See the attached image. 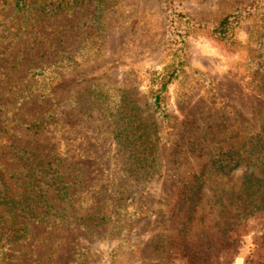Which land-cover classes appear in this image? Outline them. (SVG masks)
<instances>
[{"label":"rangeland","instance_id":"374dc122","mask_svg":"<svg viewBox=\"0 0 264 264\" xmlns=\"http://www.w3.org/2000/svg\"><path fill=\"white\" fill-rule=\"evenodd\" d=\"M256 1L102 0L98 9L90 2L34 20L12 8L3 13L13 47L0 56L1 168L16 191V178L29 173L22 151L54 163L72 204L69 221L32 223L0 264H210L189 248L192 231L183 233L172 215L179 188L216 148L264 127V47L249 43L253 20L226 42L211 33L222 17ZM34 60L58 61L49 98L24 99ZM178 61L163 102L169 117L158 119L157 164L149 174L134 172L136 147L117 136L125 127L120 105L138 106L148 118L150 84ZM48 112L54 116L45 129L25 125ZM214 182L232 185L238 173L206 180ZM212 197L205 190L203 206ZM239 232L219 264H264V213Z\"/></svg>","mask_w":264,"mask_h":264},{"label":"trees","instance_id":"16d2710c","mask_svg":"<svg viewBox=\"0 0 264 264\" xmlns=\"http://www.w3.org/2000/svg\"><path fill=\"white\" fill-rule=\"evenodd\" d=\"M90 2H95V9H98L102 0H0V50L3 52L0 56H6V51L13 47V43L6 45L13 33L4 22L3 13L7 9L12 8L22 15H35L32 18L34 20L40 16L53 17ZM247 20H253L249 30V43L259 50L264 47V0L225 15L211 29V33L220 42H226L233 36L236 28ZM186 22L190 25L189 19H186ZM189 27L201 28L200 25ZM181 44L183 48V39ZM34 62L36 66L32 65L27 75L32 89L29 91L30 95L24 99L49 98L54 82L52 66L58 61L52 64L40 63L38 60ZM180 64L181 61H178L177 66L166 70L159 81H156V85L150 84V109L153 111L147 113L148 118L140 114L143 110L138 106L129 107L126 102L120 105V114L117 116L123 115L125 127L117 136L124 133V139L121 141L123 147H136L132 165L134 172L143 171L149 174L157 164V145L161 133L158 119L164 121L169 117L163 107L164 96L168 85L176 79ZM93 98L96 106L100 108L101 99ZM46 114L45 117L34 119L25 125L35 132L45 129L54 116L52 112ZM147 120H150V123ZM22 152L20 158L25 160L24 164L29 173L24 174L23 178H16L20 183L19 190H12L0 164V254L3 256L16 251L18 244L28 235L32 223L51 219L63 222L71 218L68 210L72 197L69 195L63 173L54 163L36 161L35 158L30 160L29 152ZM232 172L238 173V182L232 185L206 183L214 174L228 176ZM189 178L178 190L172 216L182 224L183 233L192 231L189 248L210 264H219L220 252L231 244L233 234H239L241 227L251 217L264 213V127L248 133L239 145L216 148L211 157L202 162ZM207 189L213 191V197L212 203L205 207L202 201ZM53 194L56 199L52 197ZM55 200H59L57 206ZM135 212L143 214L142 211ZM9 258L8 256L6 259Z\"/></svg>","mask_w":264,"mask_h":264}]
</instances>
